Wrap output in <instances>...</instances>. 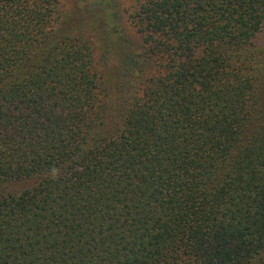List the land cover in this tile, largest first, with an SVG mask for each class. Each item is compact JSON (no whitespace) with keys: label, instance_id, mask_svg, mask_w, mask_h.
<instances>
[{"label":"trees","instance_id":"16d2710c","mask_svg":"<svg viewBox=\"0 0 264 264\" xmlns=\"http://www.w3.org/2000/svg\"><path fill=\"white\" fill-rule=\"evenodd\" d=\"M81 1L0 0V264H264V0Z\"/></svg>","mask_w":264,"mask_h":264},{"label":"rangeland","instance_id":"374dc122","mask_svg":"<svg viewBox=\"0 0 264 264\" xmlns=\"http://www.w3.org/2000/svg\"><path fill=\"white\" fill-rule=\"evenodd\" d=\"M120 3H121V9L123 10V14H122L123 22L127 30L126 34L131 41H139V37L136 35L135 29L130 24V20L128 18L129 13H131L133 8L135 7L137 0H121ZM82 5L84 4L82 3L81 0H60V7L64 17L66 15L68 16V14H73L74 12H76L75 15H73L74 18V22L72 25V27L74 28L72 31L73 35L88 41V43H90V46H93V49H95V58L98 61L100 60V50L98 49L96 50V47L98 48L97 45L98 42L92 26H90L89 28H85L84 25H88V24L82 23V21L79 22V18L77 19L78 21L76 20L77 16H79L77 6H82ZM262 36L264 41V35ZM96 69L97 70L99 69L98 66Z\"/></svg>","mask_w":264,"mask_h":264},{"label":"clouds","instance_id":"9594fccd","mask_svg":"<svg viewBox=\"0 0 264 264\" xmlns=\"http://www.w3.org/2000/svg\"><path fill=\"white\" fill-rule=\"evenodd\" d=\"M53 171H55V169H53Z\"/></svg>","mask_w":264,"mask_h":264}]
</instances>
